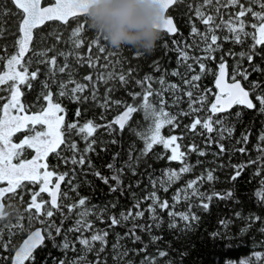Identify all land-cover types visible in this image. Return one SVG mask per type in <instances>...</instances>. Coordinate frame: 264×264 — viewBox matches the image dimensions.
I'll return each instance as SVG.
<instances>
[{
	"label": "trees",
	"instance_id": "1",
	"mask_svg": "<svg viewBox=\"0 0 264 264\" xmlns=\"http://www.w3.org/2000/svg\"><path fill=\"white\" fill-rule=\"evenodd\" d=\"M52 0H46L50 3ZM244 2V0H242ZM202 0H178L168 11L175 18L178 32L170 34L165 30H161V38L157 42L155 49L151 52H144L131 47H123L116 49L112 47L101 34L90 27L88 17L79 15L69 19L68 23L61 21H49L34 33L33 44L30 46L36 51L44 49H53L48 52V58L56 56L57 67H63L65 63L68 65L69 71L56 72L54 75L49 73L48 66L45 64H37L38 57L29 51L24 57L27 61L32 59L33 63L28 71H34L37 67L40 69V75L31 82V87L24 86L21 88V100L26 112H38L45 108L49 103L43 98L50 91L52 93L51 102L58 103L64 110L63 126L78 122L83 125L86 121H94L95 124L104 125L98 128L95 133L96 148L95 152L89 153L91 167L87 164L83 168L76 167V174L72 179V187L67 184V178L62 186L61 193L67 192L69 200H62V203L68 204L76 201L79 197H87L88 207L94 211H104L101 218L91 216L89 219L94 224L93 231H107V246L103 253H100L99 259L103 264H145V255L149 257L156 254L157 251L167 252V256L163 258L157 257L155 264H264V201H261L256 192L262 187L261 180H264V174L257 175V167L255 165L245 167L241 174L235 179L234 166L247 164L249 159L256 160L258 154L255 150L257 137L264 133V114L258 110H250L242 105H235L232 109L218 113L213 119H222L225 127L234 129L231 137L226 136L219 139L217 132L211 133L213 141L222 143L225 147L223 153L220 152L216 143L211 146L207 144L208 133L197 126L195 132L188 131L187 127L193 122V118L198 116L202 120L211 113L208 108L211 103L215 102L218 95L215 86V78L218 73V65L221 57L227 61L229 79L232 77L233 70L237 63L240 64L242 70L247 69L251 74L248 81H243L246 87L252 82H259L264 85V46H257L255 49L257 55L252 65L261 71H252V65L245 60L230 57L226 53L229 51L240 53L248 51L253 41L251 37L244 40L243 44H236L229 41L221 42V51L214 53L215 60H203L210 71L203 74L200 73L199 67L193 60L189 59L186 63L180 59L181 51H187L189 56H203L201 51L203 43L198 37L192 35V26L201 31H205V26L195 16V7L199 6ZM191 6V7H190ZM213 4L205 8L206 13L214 14ZM11 10L16 13V9L10 0H0V10ZM259 10V9H257ZM235 9L225 11L221 8V15L224 20L228 19V13ZM17 15H9L7 12L0 15V27L4 28V36L0 38V56H10L15 53ZM217 23H220V16H217ZM250 22H255L251 20ZM79 25H84L83 32L80 33L79 39L83 40V44L79 49L74 50L72 43V32ZM252 31V29H247ZM13 33L12 35L9 32ZM217 36H228L226 29H220L216 32ZM99 38V39H97ZM39 39V43H37ZM97 43L93 44L92 41ZM189 46V47H186ZM103 47L104 52H100L99 48ZM6 49V51H5ZM179 49V50H178ZM72 53L65 60L58 53ZM79 54L82 58L77 60L75 57ZM91 57L95 61L96 66L90 67L88 58ZM6 61H0V69H5ZM191 64L194 71H189L187 65ZM115 71L116 73H124L127 75L128 83L123 84L119 80H110L107 84L103 81H97L98 75H104L106 72ZM130 72V75L128 73ZM178 72L179 75H173ZM200 74L201 78L197 82L199 90H193L194 95L198 96L207 93L206 101L203 104V110L197 111L191 115H180L182 112L189 111L188 98L184 96V92L189 90L184 85V79H190L191 76ZM92 76V82L85 80L86 76ZM145 77H151V87L155 91L163 90V97L166 101L164 111L177 117L179 127L173 128L171 125H164L161 128V134L164 137L177 136L182 137L176 143L179 145L178 152L185 153V163L192 166V170L184 173L181 178L164 192L159 187L155 189L160 199L167 200L169 205H173V197L181 188H185L187 182L197 179L202 175L212 172L214 179L212 181H204L197 185L203 193L211 195L212 193H220L224 198L213 197L210 201L204 200L208 204L207 208L201 206V200L198 197H192L190 200H180L175 204V208L167 210L157 209L158 220L153 221L150 214L145 211L143 218L135 221H122L116 226H112L109 220L110 216L120 219L121 213H127L129 209L136 211L135 204L149 195L152 191L150 178L159 180L166 170H179L183 165L180 161H169L167 156L170 151L163 148L162 145H155L153 150L147 155L142 156L144 149V140L141 139L140 133L145 132L149 128V122L145 121L142 111H138L128 122L125 129L120 130L118 126L112 125L114 131L109 130L107 125L114 121L124 110L125 105H133L139 107L142 101L143 89L136 83L144 80ZM69 78L88 85L87 90L83 93L90 96L93 90V83L96 87V95L98 99L87 102L78 103L69 98V96H59L61 91L59 85L61 82H67ZM163 78L165 85L161 86L158 81ZM45 83L48 87H45ZM178 85L180 91L173 93L167 88V85ZM73 87V85H69ZM111 89L109 92L108 90ZM210 90V91H209ZM139 93L141 96H137ZM9 93L7 90L0 91V105L7 99ZM108 97L112 102L108 107H102L104 98ZM159 97L155 94L149 98L157 108ZM178 102H174L177 101ZM255 102V101H254ZM201 107L200 105L196 106ZM259 107V106H258ZM77 110L80 115L77 116ZM26 132L17 133L14 138L17 139ZM249 133V143L242 145L240 143L243 134ZM66 138L67 137L66 135ZM70 139L74 140L78 146L83 149L85 147L84 140L81 136H77L75 132ZM195 144L198 149L203 150L207 155L201 156L198 152L189 151V147ZM245 146L247 154H241L238 149ZM63 147V146H62ZM34 153L33 149L26 148L24 156L27 158ZM71 153L64 150L61 156H68ZM164 158L161 159L160 157ZM133 162L130 169L127 164ZM47 168L58 172H69L71 166L65 165L61 161V157L55 153H49L44 159ZM113 165L109 169L108 165ZM123 168L120 173L119 185L111 177ZM100 172L101 176L109 178L108 183H104L102 179L95 175ZM135 172V175L133 174ZM5 185L0 182V187ZM42 185L40 183H30L24 181L22 189H17L15 194L5 193L3 198L4 211L7 219L0 221V231L4 233V239H9V224L17 223V216H22L25 231L21 232L13 228L15 233L11 237L10 247H17L25 238L28 232L35 226L41 225L35 220L31 221L32 228H29V213L26 206L31 197L30 193L39 192ZM75 187V191H73ZM115 187L117 190L112 191ZM231 193V196H226ZM183 196V193L181 194ZM22 198V199H21ZM37 200L49 201L48 193H41ZM151 201L141 203V210L146 209ZM11 205V207H9ZM47 207V205H45ZM190 211L197 219L185 222L179 217L173 218L168 215L169 211L187 212ZM34 214V213H33ZM254 217H260L259 220ZM41 220L46 219L41 216ZM56 225H61L63 230L61 235L57 236L52 233L54 239H46L42 247L35 251L34 264H59L61 260L65 264L80 255H85L82 246L75 243V251H66L62 244L66 236L70 242H75L80 233H69L67 229L73 227L76 216L74 213H68L67 209L56 212L51 218ZM223 222V223H222ZM175 223L176 227H171ZM133 224L142 226L145 230L141 231L137 228L136 235L140 237V241L134 242L129 236V229ZM152 225L150 230L148 226ZM42 226V225H41ZM90 236L91 233H84ZM156 237V240L152 238ZM118 244V251H126L127 255L117 258L116 251L112 245ZM100 244H95V249H99ZM142 248L147 249V253L141 251ZM255 253H261V260H257ZM11 251H0V256H11ZM87 260L85 264H96L97 254L93 252L86 253ZM0 264H7V261L0 259Z\"/></svg>",
	"mask_w": 264,
	"mask_h": 264
},
{
	"label": "snow or ice",
	"instance_id": "2",
	"mask_svg": "<svg viewBox=\"0 0 264 264\" xmlns=\"http://www.w3.org/2000/svg\"><path fill=\"white\" fill-rule=\"evenodd\" d=\"M13 7L16 9V13H12L11 10L5 9L0 10V15H4L5 12L9 15H17L19 19L17 20L16 27V40L15 47L16 51L10 56H0V61H6L5 70L0 71V91L7 90L9 96L7 102L0 105V182H6L7 188L0 187V221L7 219V215L4 211V205L2 203L5 193L15 194L17 189H22L24 181L30 183H40L42 186L39 192L30 193V201L26 206V211L29 213V228H32L31 221L35 220L40 223L42 227L35 228L27 234V238L23 240L19 247H10L11 237L15 234L12 229H18L19 231H25L23 227V217L17 216V223L15 225L9 224V239L5 241L3 231H0V251L9 252L11 251V256H0V259L7 261V264H34L35 261V251L42 247L46 239H54L52 233L55 232L57 236L61 235L63 230L62 224L56 225L52 221V217L56 212H61L63 215V209H67L68 213H74L76 216L73 227L67 229L69 233H80L76 238L75 242H70L67 240L66 236L62 244L63 249L66 251H75V243H79L82 246L85 255H80L73 259L70 264H85L87 257L86 253L96 251L97 260L96 264H103L99 259L100 253H103L105 247L107 246V231H93L94 224L89 219L91 216H97L101 218L104 215V211H94L92 208L88 207L87 197H79L76 201L68 204L62 203V200H69L67 192L61 193L60 187L61 182H65L67 178V184L72 187V179L76 174V167L83 168L86 164L91 165V160L89 158V153L95 152L96 139L95 133L98 128L105 127L104 125L95 124L94 121H86L83 125L78 122L69 123L63 126V117L55 116V112H63L60 104H52V93L49 91L47 95L43 98L45 101L49 102V115L47 112H42L40 114L33 115H19L16 113H24L25 108L20 102V97L22 96L21 88L24 86L31 87V82L35 80L38 75H40L39 67L36 70L29 72L28 69L31 67L33 61L29 58L27 61L24 57L29 51H32L33 55L38 57L37 64H45L48 66L49 73L54 75L58 72L69 71L67 63L63 67H57L56 56L48 58V52L53 51V49H44L41 51H36L34 48L30 47L34 40V31L37 33L42 26L49 21H61L63 23H68L69 17H76L80 14L87 16L88 3L87 0H55L54 3L46 4V0H10ZM160 7L162 9V24L161 29L166 30L170 34H175L178 29L175 27L174 21L171 17H166V10L172 5L176 4L178 0H159ZM216 7L213 9L214 14L206 13L205 8L212 6ZM46 5V6H42ZM191 7V6H190ZM221 8L225 11L228 9H235V11L228 13V19L224 20L221 15ZM259 9V10H257ZM195 16L200 20V22L205 26V31L201 32L195 24L192 26V35L198 37L203 43L202 52L205 53L203 56H189L187 51H181L180 59L183 62H187L189 59L193 60L194 63L199 67L200 73L203 74L210 69L207 68L203 60H215L216 57L214 53L221 51L222 41H231L236 44H243L244 40L251 37L253 43L248 51H242L240 53H234L229 51L226 53L230 57L238 58V60H247L250 65H252L257 53L255 49L257 46H264V0H202V3L195 7ZM217 16H220V23L216 22ZM254 20L255 22H250ZM2 23V21H0ZM91 27V25H90ZM252 29L248 31L247 29ZM220 29H226L229 33L228 36H217L216 32ZM84 25H79L72 32V43L74 50L79 49L83 40L79 39L80 33L83 32ZM4 28L0 27V38L4 36ZM10 35L11 31L9 32ZM104 38V37H103ZM99 39V38H97ZM105 39V38H104ZM39 43V39H37ZM96 44L97 41H92ZM186 47H189L186 45ZM104 48L100 47L99 51L104 52ZM179 50V49H178ZM6 51V49H5ZM72 53H58L67 60V57ZM78 61L82 58L79 54L75 57ZM88 63L90 67H95V61L88 58ZM189 71H194L191 64L187 65ZM227 63L224 61L223 56L221 57V62L218 65V75L216 79V87L219 89L222 95H217L215 97V102L211 103L208 108L209 115L203 120L198 116L193 118V122L186 126L188 131L195 132L197 126L202 128L204 132L208 133L207 144L211 146L213 143L217 144L220 152L225 151V147L222 143L218 141H213L211 133L217 132L219 139H224L226 136L231 137L234 129L230 127H225L222 119H213L218 113H223L228 111L233 105H242L250 110H258L260 113L264 114V85L259 82H252L248 88H246L240 80L236 77L240 76L243 81H248L250 72L247 69L241 68L240 64L237 63L232 73V83H224L226 75ZM252 71H261L254 65H252ZM130 75V72L128 73ZM173 75H179L178 72H174ZM201 75H193L190 79H184L183 83L188 87L189 90L184 92V96L188 98L189 111L182 112L180 115H191L197 111L203 110V104L206 101L207 93L200 94L198 96L194 95V91L199 90L198 81ZM85 80L92 82V76H86ZM110 80H119L123 84L128 83L127 75L124 73H116L115 71L106 72L104 75H98L97 81H103L107 84ZM151 77H145L142 81H137L141 88L143 89L142 103L137 106L125 105V110L118 115L114 121L110 122L107 127L109 130L114 131L112 125L118 126L120 130L125 129L128 122L132 119L133 115L138 111H142L144 114L145 121L149 122V128L145 132H141V139L144 140V149L141 155H147L151 152L155 145H162L164 149L170 151V155L167 156L169 161H180L182 167L177 170H166L162 174V178L159 180H152L150 178V184L152 185L153 191L145 196L143 200L138 201L135 204L136 211L133 212L131 209L127 213H121L120 219L115 216H110L109 220L112 226L120 224L122 221H135L143 218L145 211L148 212L153 219V221L158 220L156 215L157 209L167 210L170 207L175 208V204L179 203L181 199L188 201L192 197H198L201 200V206L204 208L208 207L204 200H211L214 196L218 198H224L220 193H212L208 195L203 193L197 187L198 184L206 181H212L214 176L211 171L206 175H202L197 179L190 180L187 182L185 188H181L177 191L176 195L173 197V205H169L167 200H161L157 195L155 189L159 187L164 192H167L169 187L176 181H178L184 173H188L192 170V166L185 163V153L178 152L179 145L176 143L178 139L182 137L169 136L164 137L161 135V128L164 125H171L173 128L179 127L177 123V117L164 111V105L166 101L163 97L162 91H155L151 87ZM158 83L161 86L165 85V81L161 78ZM73 85V87H69ZM45 87L48 84L45 83ZM61 91L58 93L59 96H69V98L78 103L87 102L89 99L96 101L98 99L96 95L95 83H93V90L90 96H85L83 93L87 90L88 85L81 84L71 78L67 82H61L59 85ZM167 88L172 90L173 93L180 91L178 85H167ZM109 92L111 89L108 90ZM210 91V90H209ZM159 97L158 103L160 105L157 108L153 103L149 101V98L153 95ZM137 96L141 94L137 93ZM3 99V97H0ZM255 101V102H254ZM174 102H178L174 101ZM112 102L106 96L104 98L102 107H108ZM201 107L197 108L196 106ZM259 106V107H258ZM15 110V111H10ZM77 116L80 115L79 110L76 113ZM55 116V119L52 117ZM35 125H46L47 131H36ZM30 132L31 135H24L18 143L13 141V137L17 133ZM75 132L77 136H81L84 140L85 147L81 149L78 144L70 139L71 135ZM67 137L69 138H66ZM249 133L243 134L240 143L242 145H247L249 143ZM257 144L255 150L258 154L256 160L249 159L247 164H241L234 166V175L232 179L235 180L243 171L245 167L255 165L257 167V175L264 174V133H261L257 137ZM63 146V147H62ZM34 149L36 156L31 160L22 159L24 149ZM67 150L71 153L68 156H61V153ZM189 151L198 152L199 155L204 156L207 153L203 150L197 148L195 144L189 147ZM241 154H247V149L242 146L238 149ZM49 153H55L57 156L61 157V161L65 165H70V171L64 173H58L55 171H47V164H41L38 161L41 159H46ZM161 159L164 157L161 156ZM13 161H16L15 163ZM109 169H112L113 165H108ZM130 169L133 167V162L130 157V162L127 164ZM41 169H45L41 173ZM123 172L121 168L116 175L112 176L111 179L116 181L119 185L122 183L120 181V173ZM135 175V172H133ZM95 175L103 180L104 183H108L109 178L101 176L100 172H95ZM51 177H56V183L49 187V181ZM262 187L256 192V196L264 201V180H261ZM73 187V191H75ZM112 191L117 189L113 187ZM41 193H48L50 196L49 201L37 200V197ZM183 193V196L181 195ZM226 196H231V193H226ZM22 199V198H21ZM145 201H151L146 209L141 210V203ZM47 205V207H45ZM11 207V205H9ZM34 213V214H33ZM168 215L170 217H179L180 220L189 222L190 220L197 219L194 214L191 213L190 208L187 212H175L169 211ZM43 216L46 219L41 220L40 217ZM254 219L259 220L260 217H254ZM223 223V222H222ZM141 231L145 229L142 226L133 224V227L129 229L126 234L134 242L140 241V237L136 235L137 228ZM152 225L148 226V229ZM171 227H176L175 223ZM91 233L90 236H85L84 233ZM156 240V237L152 238ZM99 242L100 248L95 249V244ZM112 248L116 251L117 258H121L127 255L126 251H118V244H113ZM142 252L147 253L146 248L141 249ZM168 254L165 251H157L155 255L148 256L145 255V264H155L157 257L163 258ZM261 253H255L256 259L261 260ZM59 264H65L64 260H61ZM247 264V261L243 262Z\"/></svg>",
	"mask_w": 264,
	"mask_h": 264
},
{
	"label": "clouds",
	"instance_id": "3",
	"mask_svg": "<svg viewBox=\"0 0 264 264\" xmlns=\"http://www.w3.org/2000/svg\"><path fill=\"white\" fill-rule=\"evenodd\" d=\"M90 25L114 48L155 49L161 38L159 0H87Z\"/></svg>",
	"mask_w": 264,
	"mask_h": 264
},
{
	"label": "rangeland",
	"instance_id": "4",
	"mask_svg": "<svg viewBox=\"0 0 264 264\" xmlns=\"http://www.w3.org/2000/svg\"><path fill=\"white\" fill-rule=\"evenodd\" d=\"M3 70H5V69H2V70L0 69V71H3ZM8 96H9V95H8ZM7 98H8V97H7ZM19 99H20V102L22 103L21 97H20ZM5 102H7V99L4 101V103H5ZM51 103H52V104H56V103H54V102H51ZM22 104H23V103H22ZM43 110H44V112H47L49 115H51V113L49 112V103L45 106V108H44ZM10 111H15V110H10ZM41 112H42V110L39 111V112H35V113H32V114H29V115L40 114ZM16 114H19V115H25L26 113L24 112V113H16ZM26 115H27V114H26ZM55 116H62V117H63V120H64V112L56 111V112H55ZM55 116H53L52 118L55 119ZM35 129H36V131H47V126H46V125H35ZM31 134H32V133H30V132H26V133H24L22 136H20V137L17 138V139H15V138L13 137V141L18 143L21 139H23V136H24V135H31ZM161 135H162V134H161ZM33 150H34V149H33ZM25 151H26V148L24 149L22 159L31 160V159H33V157L36 156V152H35V150H34V153H33L32 155H30L29 157L26 158V157L24 156ZM13 162L15 163L16 161H13ZM38 162L41 163V164H44V163H45L44 159H41V160L38 161ZM40 171H41V173H43V172L45 171V169H41ZM47 171H53V170L47 168ZM55 179H56V177H51V178H50V181H49V187H52V185H53ZM4 183H5V185L3 186V188H7V183H6V182H4Z\"/></svg>",
	"mask_w": 264,
	"mask_h": 264
},
{
	"label": "water",
	"instance_id": "5",
	"mask_svg": "<svg viewBox=\"0 0 264 264\" xmlns=\"http://www.w3.org/2000/svg\"><path fill=\"white\" fill-rule=\"evenodd\" d=\"M55 2V0H52V2H50V3H46V4H51V3H54ZM42 6H46V5H42ZM173 6V5H172ZM171 6V7H172ZM171 7H169L167 10H166V12H165V16L166 17H171L172 19H173V21H174V24H175V27L178 29V27H177V24H176V21H175V18L172 16V15H170L169 13H168V11H169V9L171 8ZM80 15H83V14H80ZM79 16V15H78ZM71 18H73V17H69L68 18V21H69V19H71ZM47 23V22H46ZM161 30H163V29H161ZM166 31V30H165ZM34 33H35V31H34ZM27 55V54H26ZM224 61H226V60H224ZM226 63H227V61H226ZM217 75H218V73H217ZM217 75H216V78H215V86H216V79H217ZM237 80H240L241 81V83L244 85V83H243V81L240 79V78H236ZM224 83H226V84H231L232 83V79H229V75H228V65H227V68H226V75H225V79H224ZM245 86V85H244ZM246 87V86H245ZM217 88V87H216ZM246 88H248V87H246ZM217 91H218V95H222L221 93H220V91H219V89L217 88ZM235 105H233L230 109H232L233 107H234ZM229 109V110H230ZM56 183V179H55V181H54V183H53V185ZM63 184H64V182H61V187H60V192H61V190H62V186H63ZM52 185V186H53ZM49 200H50V196H49ZM40 227H42L41 225H38V226H35L33 229H31V230H34L35 228H40ZM30 230V231H31ZM27 238V235L25 236V238L24 239H26ZM23 239V240H24ZM23 240L20 242V244L17 246V247H19L21 244H22V242H23Z\"/></svg>",
	"mask_w": 264,
	"mask_h": 264
},
{
	"label": "flooded vegetation",
	"instance_id": "6",
	"mask_svg": "<svg viewBox=\"0 0 264 264\" xmlns=\"http://www.w3.org/2000/svg\"><path fill=\"white\" fill-rule=\"evenodd\" d=\"M254 21V20H253ZM254 23V22H253ZM39 112V111H38ZM25 113L27 114V115H29V114H32V113H35V112H26L25 111ZM26 132V131H25Z\"/></svg>",
	"mask_w": 264,
	"mask_h": 264
}]
</instances>
